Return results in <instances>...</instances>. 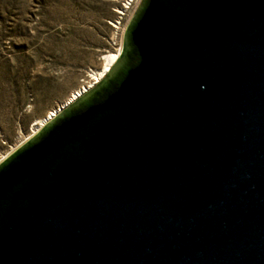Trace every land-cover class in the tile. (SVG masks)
Masks as SVG:
<instances>
[{"label":"water","instance_id":"water-1","mask_svg":"<svg viewBox=\"0 0 264 264\" xmlns=\"http://www.w3.org/2000/svg\"><path fill=\"white\" fill-rule=\"evenodd\" d=\"M0 264H264V0H139L0 161Z\"/></svg>","mask_w":264,"mask_h":264},{"label":"rangeland","instance_id":"rangeland-1","mask_svg":"<svg viewBox=\"0 0 264 264\" xmlns=\"http://www.w3.org/2000/svg\"><path fill=\"white\" fill-rule=\"evenodd\" d=\"M124 1L0 0V161L121 48Z\"/></svg>","mask_w":264,"mask_h":264},{"label":"bare ground","instance_id":"bare-ground-1","mask_svg":"<svg viewBox=\"0 0 264 264\" xmlns=\"http://www.w3.org/2000/svg\"><path fill=\"white\" fill-rule=\"evenodd\" d=\"M115 1V0H112ZM134 0H126L124 1V8H128L130 5V2H133ZM119 15L122 14V11L118 12ZM121 48L118 49V51L115 52H108L102 59V63L100 64L99 68L95 71H91L88 77L90 80L86 82L85 85L80 86L78 89L74 90L69 97L58 107L55 109L50 110L43 118L35 121L30 128V133L28 135V138L32 137L35 133H37L42 126L49 121L51 118H53L62 108L66 107L67 105L74 102L76 99H78L80 96H82L84 93H86L91 87H93L94 84L98 83L104 75L109 71V69L112 67V65L115 63L116 59L118 58L120 54ZM23 143V142H22Z\"/></svg>","mask_w":264,"mask_h":264}]
</instances>
